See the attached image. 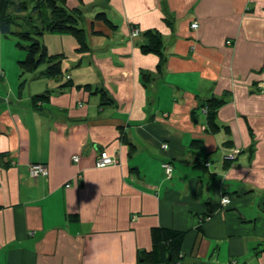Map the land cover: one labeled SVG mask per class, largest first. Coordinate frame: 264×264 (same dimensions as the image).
I'll list each match as a JSON object with an SVG mask.
<instances>
[{"label":"crops","instance_id":"1","mask_svg":"<svg viewBox=\"0 0 264 264\" xmlns=\"http://www.w3.org/2000/svg\"><path fill=\"white\" fill-rule=\"evenodd\" d=\"M66 1L83 12L88 49L44 36L50 54L65 56L62 82L39 79L43 66L32 73L40 91H54L50 101L33 107L39 91L17 92L0 67V264H152L139 252L157 227L185 232L181 264L264 255V0ZM100 12L116 31L95 21ZM132 26L162 41L148 88L141 72L156 74L161 59L142 53L147 37L131 38ZM68 76L73 86L60 93ZM214 97L226 100L221 130L200 109ZM194 139L204 147L192 149ZM102 151L117 164L96 166ZM32 163L48 176L31 177Z\"/></svg>","mask_w":264,"mask_h":264},{"label":"trees","instance_id":"2","mask_svg":"<svg viewBox=\"0 0 264 264\" xmlns=\"http://www.w3.org/2000/svg\"><path fill=\"white\" fill-rule=\"evenodd\" d=\"M106 1L109 2V0ZM83 19L82 10L69 8L66 0H0V34L5 37H13L17 40V46L25 50V59L19 61L21 67L26 72L35 73L43 66L44 71L40 73L38 78L55 80L56 83L62 82L65 78L62 67L65 56L50 54L43 43V38L47 34L72 36L78 41L84 52L88 49V46L83 39L84 35H82L84 30L81 27V22H83ZM96 20L103 21L111 30L116 31L118 29L107 17L105 12L97 13L95 15V21ZM144 35L147 37V43L141 46L142 53H153L161 59V62L157 66L156 74L146 71L141 72V81L143 85L148 88L157 79L156 75L159 74L161 70L164 57H162V41L160 35L152 31L145 32ZM22 42H24V44H22ZM23 58L24 53L22 59ZM69 79L70 77L68 76L67 80ZM72 86L73 83L69 80L61 84L59 92L61 93ZM89 87V85H85V89H89ZM53 93L54 91L51 90L46 91L44 94L34 95L31 97V104H33V107H37L39 102H49ZM96 93L100 94L103 104H114V100L108 96L104 89H97ZM225 102L226 100L224 97H214L200 105L201 112L203 108L207 107L208 111L205 114V121L209 129L221 130V127L215 120L219 109L225 105ZM193 117L197 116L193 115ZM162 145L167 144L165 142ZM190 146L192 149L198 150L204 147V143L201 139H194L191 141ZM129 147V152L132 156L136 150H134L131 144H129ZM165 149H168V145ZM230 156H232L231 158L237 157L235 153L229 155L225 154L224 161H226L227 164L230 162L229 160H231ZM211 160V158H206L205 161L199 162L195 167L199 165L202 169H206V167L213 162ZM164 163H167L171 167V177L173 175L174 166L170 161H166L162 163V168ZM163 170L165 171V168H163ZM170 177L167 175V178ZM225 196L228 197L231 202V197L227 195H223L222 198ZM229 205L228 203L222 206L226 208ZM184 237L185 232L183 231L163 227L153 228L152 248L150 251H140L139 257L152 264L177 263L180 259ZM261 246H263L264 249V244H261Z\"/></svg>","mask_w":264,"mask_h":264},{"label":"rangeland","instance_id":"3","mask_svg":"<svg viewBox=\"0 0 264 264\" xmlns=\"http://www.w3.org/2000/svg\"><path fill=\"white\" fill-rule=\"evenodd\" d=\"M22 44H24V42H22ZM23 53H24V58L22 59ZM25 55H26L25 50L17 46L16 39H14L13 37H5L4 35L0 34V67L3 68L1 69L2 74L4 73V70L6 69L7 81L9 82L12 80L13 86L17 92H23V91L26 92L28 90L29 93L39 91V92H36L35 95L44 94V92L42 91L43 89L41 91L39 90L42 85L40 83L37 84L38 81L32 78L33 77L32 73L26 72L21 67V64L19 63V61H23L25 59L26 57ZM2 85H4V83L0 81V87ZM25 102L27 103V99ZM164 105L165 104H162V106ZM163 150H167V149H163ZM235 159L236 158H232L231 160H235ZM165 176L167 177V175ZM231 203L232 202H229V204ZM261 203L263 204L262 206L264 207V198L261 200ZM240 238L241 236H238V239ZM228 240L229 239L227 237V241ZM227 241H225L224 244L222 245V256H225L226 254ZM262 256L264 255L261 254L259 256H255L254 254H251L250 252L249 253L244 252L243 254H240L238 257L237 255L233 256L232 260H236V262H239V264H244V262L245 264H258L261 261L260 258H262ZM210 260L215 263L217 261L216 255ZM220 261H222V259H220L219 262Z\"/></svg>","mask_w":264,"mask_h":264},{"label":"built area","instance_id":"4","mask_svg":"<svg viewBox=\"0 0 264 264\" xmlns=\"http://www.w3.org/2000/svg\"><path fill=\"white\" fill-rule=\"evenodd\" d=\"M193 26H197V24H193ZM134 36L138 35V31H135L133 33ZM207 107L203 108L202 109V113L203 114H206L207 113ZM162 148L165 149L167 148V145H162ZM232 156H230L231 158ZM79 159L78 156H75L74 157V161H77ZM232 159V158H231ZM112 162V158L107 154H101L98 156L97 160H96V166L98 167H103L104 165L108 164V163H111ZM163 168H165V171L168 175V177H170L171 175V167L167 164V163H164L163 164ZM49 174V171H48V168L42 164V163H32L29 165V175L33 178H38V177H46L48 176ZM69 186V185H68ZM224 200H227L228 203L230 202V199L228 197H223L222 200H221V203L222 205H227V204H224L223 201ZM178 264H181L180 262H178ZM194 264H200V263H194Z\"/></svg>","mask_w":264,"mask_h":264},{"label":"bare ground","instance_id":"5","mask_svg":"<svg viewBox=\"0 0 264 264\" xmlns=\"http://www.w3.org/2000/svg\"><path fill=\"white\" fill-rule=\"evenodd\" d=\"M193 24H195V23H193ZM193 24L191 25V27L192 28H197L198 27V24H197V26H193ZM135 31H138V35H136V36H134L133 35V33L135 32ZM130 36H131V38H133V39H137V38H140V37H142V36H145L144 35V33L138 28V27H136V26H132L131 27V31H130ZM101 154H107V152L106 151H102V152H100ZM109 155V154H108ZM111 158H112V162L111 163H108V164H106V165H104L103 167H100V168H105V167H108V166H112V165H115V164H117V161H116V159L115 158H113L112 156H110ZM223 207V206H222Z\"/></svg>","mask_w":264,"mask_h":264},{"label":"clouds","instance_id":"6","mask_svg":"<svg viewBox=\"0 0 264 264\" xmlns=\"http://www.w3.org/2000/svg\"><path fill=\"white\" fill-rule=\"evenodd\" d=\"M223 203H224V204H227V203H228V201H227V200H224V201H223Z\"/></svg>","mask_w":264,"mask_h":264}]
</instances>
